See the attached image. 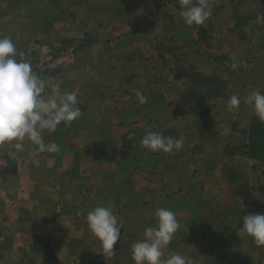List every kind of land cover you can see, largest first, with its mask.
<instances>
[{"label": "crops", "instance_id": "1", "mask_svg": "<svg viewBox=\"0 0 264 264\" xmlns=\"http://www.w3.org/2000/svg\"><path fill=\"white\" fill-rule=\"evenodd\" d=\"M162 1L116 0L118 11L135 13L136 17L126 24L102 20L101 27L109 35L92 43V49L97 44L102 53L88 54L92 64L85 68L84 74L90 77L98 74L94 64L97 59L103 64L102 75L109 77L111 71L125 75L121 64L124 58L119 54L126 53V60L136 66L133 71H145L141 77L150 78L158 73L157 76L167 78L177 75L189 78L194 72L190 63L195 49L200 56L219 53L215 30L210 36L198 35L193 30L197 25L186 26L182 31L188 35L171 42L168 51H154L155 40L150 39L146 47L147 41L134 39L137 32L149 29L155 33L165 28L181 31L177 24L170 25L159 15L164 7V3L159 5ZM224 1L209 0L211 11L228 9L220 4ZM97 23L99 26L100 22ZM83 25L94 29L96 21L87 20ZM120 27H125L128 39L118 38V32L111 34V30ZM162 42L160 48L164 47ZM249 55L246 52L242 59H231L247 62L252 59ZM184 56L188 64L181 68ZM204 60L211 61L209 56H204ZM247 81L233 79L215 97L187 102L181 99L184 95L169 100L166 92L165 98L154 92L163 100L162 112L152 101L154 94L149 92L150 109L143 104L135 113L116 108L121 118L111 117L112 105L108 101L100 104L92 96L86 103L94 115L82 114L70 126L62 124L50 137V141L60 146L59 153L33 151L32 144L24 141L23 150H18L22 155L18 174L0 179V199L8 206L29 201L44 210L46 217H53L47 221L46 229L52 238L55 264H134L130 246L143 239L146 226L154 225V212L158 208L171 209L181 224L165 249V257L171 251L190 257L194 264H264V247L256 246L250 237L237 235L242 226L240 216L256 212L253 205L256 186H262L264 192V182L256 181L253 167L256 161L246 152V141L239 142L235 129L236 125H248L253 111L243 100L238 109L228 111L226 107L234 94L233 88L239 91L249 88ZM82 87L84 84L77 85L69 92L79 93ZM130 124L141 130L135 143L110 127L125 128ZM144 129L162 134L175 132L169 136L181 140L183 148L173 153L149 151L139 144ZM241 187L250 189L251 197L241 192ZM261 203L264 208V197ZM100 205L110 206L123 224L121 239L110 257L95 251L98 240L86 222L87 213Z\"/></svg>", "mask_w": 264, "mask_h": 264}, {"label": "rangeland", "instance_id": "2", "mask_svg": "<svg viewBox=\"0 0 264 264\" xmlns=\"http://www.w3.org/2000/svg\"><path fill=\"white\" fill-rule=\"evenodd\" d=\"M163 3V11L159 15L170 25L177 24L181 31L165 28L158 29L155 33L149 29L143 33L137 32L133 37L138 42L147 41L146 47L150 45V39L155 40L154 51L164 49L168 51L171 42L188 35L182 31L187 25L179 14L181 9L179 0H163L159 5ZM220 4L223 7L227 5L228 9H219V12L212 10V15L205 22L204 27L197 25L193 29L198 35L203 36H210V32L215 30L219 53L200 56L195 46L190 63L194 67V72L189 78L180 77L181 75L167 78L157 76L158 73L150 78L141 77L145 71H133L136 66L134 62L130 64L126 60V53L119 54L124 58L121 64L125 75H116L114 71L109 73L111 75L109 77L102 75L103 64L97 59L94 64L98 67L96 68L98 74L93 77L84 74L87 73L85 68L92 64L88 54L94 52V56H100L102 53L101 46L96 44L92 49V43H98L99 38L109 35L101 27L102 20L108 19L112 23L126 24L136 17L135 13L118 11L120 6L117 5L116 0H0V38L10 37L16 46L18 58L29 61L34 72L47 78L49 85L59 84L61 91L69 92L71 88L84 84L77 95L83 104L82 108V104L79 107L87 117L94 115L93 110L88 108L86 103L92 96L100 104L104 100L108 101L112 105V109L109 110L111 117L121 118L116 108L126 112L128 109L135 113L141 107L142 104L136 97L137 90L142 91L146 96L149 92L151 95L156 92L163 98L166 92L169 100L184 95L181 99L187 102L204 97H215L228 88L231 80L237 79L242 82L248 80L247 84L250 85L249 88H241L243 91L233 88L234 94L241 100L253 89H259L264 93V0H225ZM152 17L156 18L157 15ZM87 20L96 21V28L87 29L86 25H83ZM97 22H100L99 26ZM117 32L118 38L128 39L129 35L126 34L125 27L111 30L113 35ZM194 34L196 36L195 32ZM161 41L164 42H162L163 48L159 47ZM131 46L133 45L129 47ZM246 52L250 53L252 59L247 62L232 61L231 58L234 57L242 59ZM204 56H209L211 61L204 60ZM184 58L180 62L181 68L188 64L187 56ZM216 61L220 64H214ZM149 62L162 63L156 60ZM232 62L239 65L236 70L229 66ZM111 67L112 69L115 67L113 62ZM46 92L49 96L53 95L51 87H48ZM151 97L152 101H156L155 103L159 105V112L164 111L162 98L156 94ZM151 104V101H147L143 105L149 106L150 109ZM252 119L248 125L235 126L239 142L246 141V152ZM110 127L121 132L128 139L129 133H135L134 137L129 139L133 143L136 135L141 131L131 124L124 126L125 128L118 125ZM143 132H146L145 129ZM173 133L164 131L163 135L172 136ZM44 135L46 142H49L53 133ZM12 148V143L0 145V179L18 174L22 155ZM31 149L36 151V146L32 145ZM252 159L256 161L253 165L256 170V181L264 182V160ZM240 191L248 193L251 197L250 189L241 187ZM254 194L253 205L255 211L260 213L264 210L261 207L264 197L262 186H256ZM43 211L29 201L8 206L0 199V264H55L56 255L51 248L52 238L46 229L47 221L53 217H46Z\"/></svg>", "mask_w": 264, "mask_h": 264}, {"label": "clouds", "instance_id": "3", "mask_svg": "<svg viewBox=\"0 0 264 264\" xmlns=\"http://www.w3.org/2000/svg\"><path fill=\"white\" fill-rule=\"evenodd\" d=\"M180 17L184 23L203 26L211 17L209 0H179ZM236 70L235 62L229 65ZM51 87L53 95L46 89ZM136 97L141 104L147 102V96L137 90ZM253 114L264 122V93L253 89L244 98ZM82 101L76 91H61L59 84L49 85L47 78L34 72L29 61L18 58L16 46L10 37L0 38V145L12 143L22 151L24 141L36 146V151L59 153L60 146L53 140L46 142L45 133H54L63 123L65 127L82 116L78 106ZM241 98L236 94L229 97L227 110L238 109ZM135 133H129V139ZM141 147L157 152L173 153L183 148V142L159 131L147 130L140 139ZM155 223L146 226L143 239L131 244V255L134 264H194L187 256L169 252L165 249L173 241L181 224L176 214L168 208H158L154 212ZM238 237H250L258 247H264V213L248 212L240 219ZM86 222L92 236L98 240L95 251L105 257L114 254V245L121 239L123 224L110 206H96L86 215Z\"/></svg>", "mask_w": 264, "mask_h": 264}, {"label": "trees", "instance_id": "4", "mask_svg": "<svg viewBox=\"0 0 264 264\" xmlns=\"http://www.w3.org/2000/svg\"><path fill=\"white\" fill-rule=\"evenodd\" d=\"M247 152L251 158L264 160V122L254 116L248 137Z\"/></svg>", "mask_w": 264, "mask_h": 264}]
</instances>
